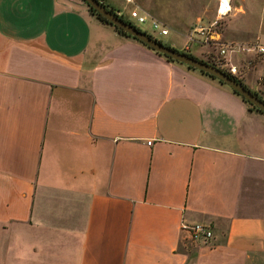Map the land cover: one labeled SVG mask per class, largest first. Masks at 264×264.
<instances>
[{
    "label": "crops",
    "instance_id": "0c3cea01",
    "mask_svg": "<svg viewBox=\"0 0 264 264\" xmlns=\"http://www.w3.org/2000/svg\"><path fill=\"white\" fill-rule=\"evenodd\" d=\"M98 1L160 22L190 55L179 24L207 26L218 6L200 0L199 19L190 0ZM235 1L221 40L264 46V9ZM227 59L264 101V59ZM251 107L82 0H0V264H264V113ZM195 224L208 245L182 230Z\"/></svg>",
    "mask_w": 264,
    "mask_h": 264
},
{
    "label": "built area",
    "instance_id": "2783aa9c",
    "mask_svg": "<svg viewBox=\"0 0 264 264\" xmlns=\"http://www.w3.org/2000/svg\"><path fill=\"white\" fill-rule=\"evenodd\" d=\"M218 6L216 10V19L207 26H197L193 30V35L188 39L189 43H199L200 46H205L214 50V59L218 62L220 70L228 72L231 75L236 74V69L229 65V56L241 57L244 55H253L257 58L264 59V46L260 44H238L235 42H225L221 40L219 33L220 22L228 16L231 11L230 0L228 1V11L221 12V1L217 0ZM131 20H134L137 24L144 25L148 22L145 16L140 15L136 10L129 13ZM151 28L160 37H166L169 33L168 28L158 21H149ZM133 26V25H132ZM136 28V27H135ZM154 39V38H153ZM156 40V39H155ZM149 145L151 143H148ZM182 230L187 232L189 240L193 243H201L208 245L213 239L212 230L203 224H195L191 226H183Z\"/></svg>",
    "mask_w": 264,
    "mask_h": 264
},
{
    "label": "water",
    "instance_id": "95a60500",
    "mask_svg": "<svg viewBox=\"0 0 264 264\" xmlns=\"http://www.w3.org/2000/svg\"><path fill=\"white\" fill-rule=\"evenodd\" d=\"M93 11L109 22L113 27L123 31L125 34L141 42L156 53L170 58L173 62H177L186 65L189 68L200 71L203 74L209 75L220 82L228 85L236 94L241 96L252 107H255L262 113H264V101L258 96L254 95L245 86L237 82L232 75L223 72L222 70L197 60L185 53L178 52L168 46L163 45L161 42L149 37L145 33L141 32L134 26L128 24L116 14L112 13L105 6L100 4L98 0H83Z\"/></svg>",
    "mask_w": 264,
    "mask_h": 264
},
{
    "label": "rangeland",
    "instance_id": "374dc122",
    "mask_svg": "<svg viewBox=\"0 0 264 264\" xmlns=\"http://www.w3.org/2000/svg\"><path fill=\"white\" fill-rule=\"evenodd\" d=\"M215 1V4H217V1L216 0H214ZM255 2L253 3L254 4V8L256 9V10H260V9H264V6H263V4H260L259 2H258V0H254ZM190 7L192 8H194L196 11H198L197 12V14L199 15V19H200V0H190ZM236 3V1L235 0H232V6L234 5ZM213 7V6H212ZM215 9V8H214ZM211 13V12H210ZM230 13H233V12H230ZM213 16V15H212ZM125 18V17H124ZM126 19V21L127 22H129L131 25H133L134 27H136L137 29H139V30H141V31H143V32H145L146 34H148V35H150L152 38H154V39H156L157 41H159V42H161L163 45H165V46H168V47H170L169 45H172V43L173 42H180L181 40H182V38H180V37H178L176 34H174L172 31H170V29H168V31H169V34H168V36H166V37H160V36H158L157 35V33L156 32H154V30L151 28V26H150V22H149V20H148V22L147 23H145L144 25H141V24H137L134 20H131L130 19V17H128V18H125ZM211 19H212V17H211ZM227 19V20H226ZM229 19H230V16L228 15V16H226L219 24H220V26H219V31H223L224 30V28H225V26H226V24H227V22L229 21ZM194 22L195 21H186V22H182V23H180L179 25L181 26V28L183 27V28H185L186 29V32H187V34L189 35V37L191 36V35H193V30H194V28H196L197 26H193V24H194ZM193 36H195V35H193ZM194 38H197L196 36L194 37ZM172 48V47H171ZM188 48H189V51H190V53H192V55L194 56V57H196L198 60L200 59V50H202V51H204V48L203 49H200V44L198 43H189L188 44ZM172 49H174V50H176V51H178V52H181V51H179V48H172ZM212 50V49H211ZM182 53V52H181ZM205 54H206V56H208V54L205 52ZM210 56H212L213 57V55H210ZM211 59V58H210ZM210 65H212V66H214V67H216V68H218V69H220L218 66H219V64H218V62L217 61H215V59H212V60H210V62H208ZM264 63V62H263ZM263 66V65H262Z\"/></svg>",
    "mask_w": 264,
    "mask_h": 264
},
{
    "label": "trees",
    "instance_id": "16d2710c",
    "mask_svg": "<svg viewBox=\"0 0 264 264\" xmlns=\"http://www.w3.org/2000/svg\"><path fill=\"white\" fill-rule=\"evenodd\" d=\"M83 1V0H82ZM84 2V1H83ZM100 4H101V2H100ZM103 5V4H102ZM89 7V6H88ZM110 10V9H109ZM89 11H90V13L92 14V15H94L100 22H102V23H104V24H106V25H110V26H112L109 22H107L104 18H102L100 15H98L95 11H93L90 7H89ZM112 13H113V11L112 10H110ZM117 16V15H116ZM119 17V16H118ZM122 20H123V18L122 17H120ZM125 22H127L126 20H124ZM128 24H130L129 22H127ZM131 25V24H130ZM113 27V26H112ZM114 29H115V31L116 32H118L120 35H122V36H126V37H130L129 35H127V34H125L123 31H121V30H118L117 28H115V27H113ZM139 30V29H138ZM141 31V30H140ZM141 32H143V31H141ZM143 33H145V32H143ZM146 34V33H145ZM146 35H148V34H146ZM149 37H151L150 35H148ZM152 38V37H151ZM134 39V38H133ZM135 40V39H134ZM137 41V40H136ZM139 42V41H138ZM141 43V42H140ZM142 44V43H141ZM142 45H144V44H142ZM145 46V45H144ZM147 47V46H146ZM186 54V53H185ZM187 55H189L190 57H193L192 55H190V54H187ZM168 61H171V62H173L170 58H167V57H165ZM194 58V57H193ZM196 59V58H195ZM229 74V73H228ZM207 76H209V75H207ZM230 76H231V74H230ZM210 78H212V79H215V78H213V77H211V76H209ZM233 77V76H232ZM234 78V77H233ZM235 79V78H234ZM236 80V79H235ZM237 82H239L240 84H242L240 81H238V80H236ZM222 83V82H221ZM243 85V84H242ZM235 93V92H234ZM254 95H256L255 93H253ZM257 96V95H256ZM252 109H255V110H257V111H259L258 109H256L255 107H251ZM259 112H261V111H259Z\"/></svg>",
    "mask_w": 264,
    "mask_h": 264
},
{
    "label": "bare ground",
    "instance_id": "6f19581e",
    "mask_svg": "<svg viewBox=\"0 0 264 264\" xmlns=\"http://www.w3.org/2000/svg\"><path fill=\"white\" fill-rule=\"evenodd\" d=\"M221 9H222V11L221 12H227L228 10H227V7L225 8H222V1H221Z\"/></svg>",
    "mask_w": 264,
    "mask_h": 264
}]
</instances>
